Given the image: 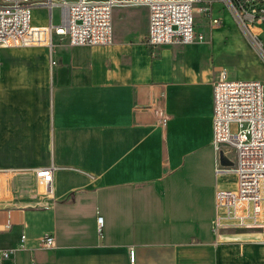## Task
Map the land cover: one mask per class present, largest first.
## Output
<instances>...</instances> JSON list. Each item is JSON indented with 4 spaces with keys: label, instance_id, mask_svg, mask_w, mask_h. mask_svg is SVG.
Listing matches in <instances>:
<instances>
[{
    "label": "crops",
    "instance_id": "obj_1",
    "mask_svg": "<svg viewBox=\"0 0 264 264\" xmlns=\"http://www.w3.org/2000/svg\"><path fill=\"white\" fill-rule=\"evenodd\" d=\"M129 7L110 44L0 46V247H17L0 264H264V229L214 227L216 189L238 184L235 147L213 145L230 31L149 45Z\"/></svg>",
    "mask_w": 264,
    "mask_h": 264
},
{
    "label": "built area",
    "instance_id": "obj_2",
    "mask_svg": "<svg viewBox=\"0 0 264 264\" xmlns=\"http://www.w3.org/2000/svg\"><path fill=\"white\" fill-rule=\"evenodd\" d=\"M203 0H0V46L19 47L53 45V35L67 36L72 46L106 45L113 41V9L117 6L148 8L147 31L138 40L149 45L187 44L206 41L195 29L194 10ZM233 3V0L227 2ZM238 12L255 47L264 54V40L259 36L264 23V7L255 0H238ZM60 9V23L35 26L32 10L36 6ZM211 28L223 24V18L204 6ZM243 15V17L241 16ZM52 20V19H51ZM256 27L259 31L253 32ZM213 145L235 147L237 174L235 189H216V231L222 229H264V82L259 78L232 79L222 68L213 84ZM232 122L239 130L233 133ZM36 176L52 190L54 166L41 167ZM220 168H217V172ZM102 224L103 218H98ZM25 239V236L23 237ZM44 247H54L53 234L40 239ZM17 247H0V261L9 258Z\"/></svg>",
    "mask_w": 264,
    "mask_h": 264
},
{
    "label": "rangeland",
    "instance_id": "obj_3",
    "mask_svg": "<svg viewBox=\"0 0 264 264\" xmlns=\"http://www.w3.org/2000/svg\"><path fill=\"white\" fill-rule=\"evenodd\" d=\"M58 2L59 0H54ZM256 3L264 7V0H255ZM238 0H233V3L227 0H203L195 7V29L197 31H211V24L208 13L203 12V7L211 5L212 14L219 15L223 18V24L216 26L222 29L223 33L226 30V46L227 51V69H230L229 77L232 79H252L259 78L264 82V54L260 52L254 44V41L247 30L246 26L241 20L238 12ZM122 14L127 18H135V24L138 26L139 19L147 16L148 9L144 6H135L129 8H121ZM59 12V11H58ZM59 14V13H58ZM58 14L57 19L58 20ZM243 17V15H241ZM137 19V21H136ZM262 28L260 38L264 40V23L258 24ZM226 29V30H225ZM215 31V30H213ZM259 30L254 27L253 32L257 33ZM230 129L233 133L239 130L238 123L232 122ZM40 168V167H36ZM37 169L35 170V173ZM37 178V176H36Z\"/></svg>",
    "mask_w": 264,
    "mask_h": 264
},
{
    "label": "bare ground",
    "instance_id": "obj_4",
    "mask_svg": "<svg viewBox=\"0 0 264 264\" xmlns=\"http://www.w3.org/2000/svg\"><path fill=\"white\" fill-rule=\"evenodd\" d=\"M198 3H200V1Z\"/></svg>",
    "mask_w": 264,
    "mask_h": 264
}]
</instances>
